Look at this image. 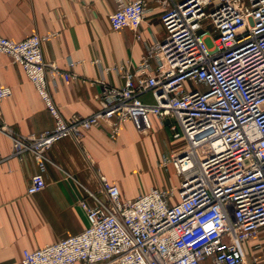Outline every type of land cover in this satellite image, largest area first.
Listing matches in <instances>:
<instances>
[{
    "label": "built area",
    "instance_id": "1",
    "mask_svg": "<svg viewBox=\"0 0 264 264\" xmlns=\"http://www.w3.org/2000/svg\"><path fill=\"white\" fill-rule=\"evenodd\" d=\"M153 1L163 7L164 36L146 47L136 66L93 62L99 110L86 118L64 119L50 96L48 79L55 84L75 76L44 62L46 37L32 33L16 42L0 36V54L22 68L53 119L52 129L28 135H12L0 122L13 154L30 153L36 163L27 195L45 189L52 146L64 139L81 145L93 127L115 142L123 122L147 134L153 116L181 142L157 163L174 171L177 186L153 187L127 200L98 173V191L88 192L87 228L23 251L20 264H264V258L249 260L243 249L264 228V0ZM115 2L111 29L136 33L146 0ZM109 74L122 84L107 82ZM11 96L0 83V102Z\"/></svg>",
    "mask_w": 264,
    "mask_h": 264
},
{
    "label": "crops",
    "instance_id": "2",
    "mask_svg": "<svg viewBox=\"0 0 264 264\" xmlns=\"http://www.w3.org/2000/svg\"><path fill=\"white\" fill-rule=\"evenodd\" d=\"M146 3L145 18L135 33L111 29L108 16L116 9L115 0H0V36L16 42L32 33L46 37L41 44L44 62L75 76L70 81L59 77L55 84L48 79L50 96L64 119L86 118L99 110V86L93 83L99 73L93 62L99 60L104 67L125 62L136 66L146 47L164 36L163 7L153 0ZM106 81L122 84L113 74ZM0 83L12 90V96L0 102V122L8 132L28 135L52 129L53 119L22 68L4 54H0ZM142 99L152 100L150 95ZM150 121L147 134H140L130 121L123 122L115 142L104 128L93 127L84 132L81 145L70 139L54 144L48 152L53 165L44 175L46 187L33 196L26 193L36 172L33 156H15L11 138L0 132V264H20L23 251L84 231L86 209L93 206L88 192L98 191V173L115 183L127 200L153 187L177 186L174 171L157 166L169 150L167 124L153 116ZM171 171L174 185L166 176ZM252 244H243L247 256Z\"/></svg>",
    "mask_w": 264,
    "mask_h": 264
},
{
    "label": "rangeland",
    "instance_id": "3",
    "mask_svg": "<svg viewBox=\"0 0 264 264\" xmlns=\"http://www.w3.org/2000/svg\"><path fill=\"white\" fill-rule=\"evenodd\" d=\"M153 101L150 100L149 103H152ZM167 144L170 147L174 145L176 142H174L170 136L166 137ZM181 142H177L175 145H180ZM160 174L159 171L156 172V175ZM171 179V183L174 185L176 183V177L174 176L173 172H169L168 175L166 174ZM169 184V183H168ZM189 193L184 192L182 194H179L177 199L175 200L178 201L184 197H186ZM260 240V241H258ZM249 241H253L254 244H252L248 250V259L251 260L253 258L255 259H262L264 258V228H259L257 232L255 233V236L252 237Z\"/></svg>",
    "mask_w": 264,
    "mask_h": 264
}]
</instances>
